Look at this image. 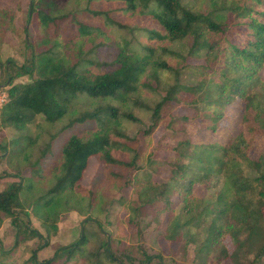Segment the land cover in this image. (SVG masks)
<instances>
[{
  "label": "trees",
  "instance_id": "1",
  "mask_svg": "<svg viewBox=\"0 0 264 264\" xmlns=\"http://www.w3.org/2000/svg\"><path fill=\"white\" fill-rule=\"evenodd\" d=\"M114 1L115 16L134 24L111 17L114 10L91 7ZM6 14L0 10V17ZM90 17H102L103 23H88ZM26 18L24 29L33 23L38 32L35 41H24L29 54L16 74L27 73L30 80L10 85L0 109L1 125L12 131L9 141L0 143V158L11 168L0 172V179H7L0 188V222L8 218L14 231L12 247L0 248V264H9L19 239L46 242L31 227V214L49 231L64 211L99 212L100 192L79 183L92 155L114 167V178L134 187L135 198L127 200L119 192L108 208L130 203L134 218L127 220L136 224L147 209H153L150 222L167 211L154 241L163 237L172 247L183 239L194 245L198 264L203 256L206 264H221L229 256L222 240L229 237L234 244L229 257L259 264L264 257V149L256 158L248 150L255 136L264 134V0H28ZM122 29L132 35H119L122 42H114L116 35L108 31ZM100 52L107 55L100 59ZM190 57L203 63L190 65ZM182 95L195 96L201 125L211 129L238 99L243 105L238 131L223 144L192 143L188 137L174 142L172 133V156L161 161L144 159L138 145L125 143L137 135L148 140L163 110ZM186 119L175 117L173 123ZM87 121L62 142L59 158L46 169L42 164L55 137ZM129 124L138 131L128 134ZM113 149L128 158L113 155ZM160 166L166 180L143 183L148 171ZM194 182L208 188L207 198L191 192ZM174 195L179 208L171 206ZM93 236L83 230L42 260L35 247L17 264H72L85 253L98 264H149L153 259L165 264L159 253L142 246L141 258L125 248L116 254L109 238L95 237L96 245L88 249Z\"/></svg>",
  "mask_w": 264,
  "mask_h": 264
},
{
  "label": "rangeland",
  "instance_id": "2",
  "mask_svg": "<svg viewBox=\"0 0 264 264\" xmlns=\"http://www.w3.org/2000/svg\"><path fill=\"white\" fill-rule=\"evenodd\" d=\"M27 7L28 0H0V8L5 9L8 13L6 15H1L0 17V91L5 92L6 94L10 85L30 80L27 73L20 75L16 74L18 72L17 69L23 63L24 58L29 54V48L25 47L24 41H35L34 36L38 32V28L34 26L33 23H29L26 30L24 29L27 21ZM76 7H79L78 9H80L81 5H69L67 9ZM91 7L93 9L104 11L114 10V13L110 14L111 17L117 18L122 23L134 24V22H130L128 18L115 16L117 14L115 9L118 7V3L115 1L93 3ZM85 20L88 23H103L102 17H90ZM108 33V35L111 36L116 35L114 42L120 43L122 40H120L119 35L124 36L126 39L130 38L132 35L129 34V31L126 29H122L116 33L108 31ZM85 47H89V44H86ZM106 55L105 52H100L97 56L102 59ZM186 63L190 65H200L203 63V58L190 57L186 59ZM263 72L264 64L260 70V74H263ZM181 97L183 98H180V101H177L175 104L173 102L169 107L163 110L161 114V122L150 134L148 140H142L139 135H137L135 140L132 142L125 141V143L131 148L138 145V153H140L144 159L149 157L150 159L161 161L172 156V151L169 149V145L172 143V133H175L176 135L173 138V141L175 140L174 142L184 137H188L192 143L217 142L223 144L229 136H232L238 131L243 106L238 99H235L232 104L223 109L222 116L217 119L214 128L211 129L210 127L205 128L201 125L202 118L198 112L199 110L195 106V102H193L195 101V96L182 95ZM82 101H84L85 105L87 100ZM180 116H185L187 119L184 122L178 121L173 123V118ZM169 123L172 125L168 126ZM89 124L90 122L87 121L83 124L74 125L63 133L57 135L52 142V153L44 160L42 165L49 170L60 156V146L62 142L70 134L80 131L84 126ZM126 128L129 132L128 134L137 132L139 129L138 126L134 124L126 125ZM11 132V130L0 123V143H7L10 139ZM130 137H132V134ZM9 145L11 144L9 143L8 146ZM263 149L264 134H258L255 136L252 146L248 150V155L250 158H256L261 154ZM112 154L120 158H128V156L120 150L114 151L113 149ZM9 167V164L3 160V158H0V172L2 170L11 172V168ZM112 174H114V167H106L98 157L94 155L90 156L79 183L84 189H92L100 192L99 202L97 204L99 212L92 216V214L88 212L83 214L76 210L64 211L63 213H60L55 220L54 228L49 231L45 230L40 225V221L31 214V227L38 229L44 236V239H46V242H43L42 240L39 241L37 238L19 239L18 248L14 252L15 255L10 261H8V263L17 264V259H21L20 261H22L27 258L31 254V249L35 247H39L37 252L38 259H46L53 254L56 247L68 244L85 230L93 231V233H95V236L89 238L86 242L88 249L94 248L96 245V238L98 240H107L109 238L112 240V248L116 254H118L122 248H125L127 252L133 251L134 254L132 255L141 258L138 246H142L143 248L152 249L156 253H159L162 258V263L165 264L171 262L176 264H198V258L194 256V245L192 243L185 245V240L177 239L176 242L171 245L172 247H170L166 241H164L165 239L163 237L159 239L157 237L154 241L155 233L161 232V229L164 228L167 211L162 210L160 213L161 217L153 218L151 223L148 217H153V209H147L146 211L143 209L142 211H144V213L142 214H146L140 216V218L137 219L138 224H136L129 221L134 218L130 203L125 202L123 206L119 207L117 205L114 206L113 203L111 208H108L107 204L113 202L119 192H121L127 200L135 198V195L133 194V184L129 182L126 185L122 180L114 178ZM148 174V179L143 180V183L146 181L162 183L167 178V172H165L161 166L155 171L149 170ZM6 180L7 179H0V188L4 186V181ZM191 192L197 198H207L208 188L199 182H194L191 185ZM172 200L171 206L179 208L180 204H178V199L175 195L172 196ZM106 213H108L109 217ZM105 214L107 219L104 218ZM85 219H92L96 223H94V221L83 223V220ZM97 222H100V228L97 227ZM102 229L105 232L101 231ZM13 239V228L9 223V219L4 218L0 222V248H11ZM222 244L226 247L228 255L231 256L234 249L232 240L229 237H224ZM229 256L222 260L221 264H250L247 259L241 257L239 259H233ZM203 257L202 263L206 264L207 260L205 256ZM20 261H18V263H20ZM260 263L264 264V257L260 260L259 264ZM72 264L98 263H96L89 254L85 253L82 256L76 257ZM135 264H138V262ZM149 264L159 263H157V260L153 259Z\"/></svg>",
  "mask_w": 264,
  "mask_h": 264
},
{
  "label": "built area",
  "instance_id": "3",
  "mask_svg": "<svg viewBox=\"0 0 264 264\" xmlns=\"http://www.w3.org/2000/svg\"><path fill=\"white\" fill-rule=\"evenodd\" d=\"M7 100V94L5 92H1L0 91V109L3 106V104L6 102Z\"/></svg>",
  "mask_w": 264,
  "mask_h": 264
}]
</instances>
